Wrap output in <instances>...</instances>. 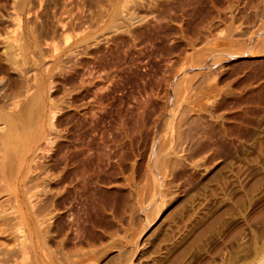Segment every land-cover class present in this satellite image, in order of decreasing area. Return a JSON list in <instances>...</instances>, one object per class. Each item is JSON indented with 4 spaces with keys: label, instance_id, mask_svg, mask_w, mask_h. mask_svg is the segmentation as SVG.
<instances>
[{
    "label": "rangeland",
    "instance_id": "obj_1",
    "mask_svg": "<svg viewBox=\"0 0 264 264\" xmlns=\"http://www.w3.org/2000/svg\"><path fill=\"white\" fill-rule=\"evenodd\" d=\"M15 1L0 0V36ZM29 3L23 28L42 51L24 67L66 107L52 160L64 176L43 236L52 255L21 261L264 264V0ZM4 58L0 43V93H14L23 80Z\"/></svg>",
    "mask_w": 264,
    "mask_h": 264
},
{
    "label": "bare ground",
    "instance_id": "obj_2",
    "mask_svg": "<svg viewBox=\"0 0 264 264\" xmlns=\"http://www.w3.org/2000/svg\"><path fill=\"white\" fill-rule=\"evenodd\" d=\"M29 5H30L29 0H16L14 2V10L12 11V15H11L14 16V21H15L13 22L14 27H12L11 30L5 33V35L0 36L1 39L0 43L2 44V48L5 53L4 61L7 60L9 63L8 67L12 66L13 68H15L14 71H16L17 69L16 71L17 74L19 72L23 80V85H21V87L16 92L0 93V95H3V97L4 96L7 97L6 101L4 99L5 102L3 101L4 103L0 105V121H1L0 122V264H26L24 260L23 261L21 260H22V256L26 254L29 255V252L32 255L33 254L44 255L50 258L52 252L45 250L43 246V236L49 230L51 224L53 223L54 225V223H56L58 215L60 214L58 212L59 211L58 205L60 198L62 196L61 191L59 190V187L55 188L52 185L57 183L59 185V183L63 181L64 174H62L60 171H58L60 173L54 172L53 170L54 163L52 162V160L54 161L53 156L55 153L56 154L58 153V150L61 147V141H59V139L64 140L63 138L57 139V136H59L60 134L56 136V132H58V130L55 131L57 129L56 121L58 120L59 112L62 110L61 106L63 104L61 105V103L63 102L61 103L58 102L60 101V99L55 100V98L54 99L51 98L47 93L49 91L47 87L49 86H47L48 80L46 73L43 74L41 73V71L38 73V71H35L34 69L30 71L29 68L27 69L24 67L27 61L29 62L31 60L33 61L36 60V59L34 60L35 57L33 58V56H35L36 54L35 49L40 50L39 48H37L39 45V40L34 33L35 31L34 32L32 31L34 27L33 28L31 27L32 29L23 28L24 24L29 25V23H32L33 21V18L31 19L30 18L31 16L29 17L27 15L34 11V10L31 11L33 9L32 8L33 6L30 5L31 6L30 7ZM66 22L68 23V21L66 20L63 24L65 25ZM64 42H68V38L64 39ZM79 42L80 41L77 42V46L80 45ZM63 44H68V43H63ZM82 45L83 44H81L80 46L82 47ZM56 46L57 44L55 45L53 44V46L51 47L54 50ZM71 46L73 45L69 44L68 46H66L65 51L67 49L68 51H70V49L72 50L73 48H71ZM77 46L76 45L73 46L76 47L73 49L75 52L78 51L80 47L79 46L77 48ZM58 48H60V46L57 47V49ZM40 51H42V49ZM52 52L53 54L50 52L51 55H55L54 53L57 51L55 52L52 51ZM63 54L65 55V53ZM64 55H62V57ZM48 57L50 56L48 55ZM35 62L36 63H34V65L37 64V61ZM0 63H1L0 65L1 68L2 66L6 67L5 66L6 63L3 62ZM57 65L59 66V64ZM8 72L10 73V71ZM180 88L181 87H179V85L176 86V89H180ZM181 89L185 90V88H181ZM2 90H3V86L0 87V92ZM188 90L189 89L187 88L186 91L188 92ZM187 95L189 96V94ZM189 98H191V96ZM181 99L182 98H180V100ZM63 107L66 109L64 105ZM186 117H184V119ZM180 119L181 120L178 119L180 121L179 124L182 121V117ZM58 124L60 125V121L58 122ZM195 140L196 142H194V139L192 142L197 143V141H199V139L197 140L196 138ZM186 141L188 143L190 142L191 145V140L190 141L186 140ZM176 144H177L176 146L180 145L178 143ZM158 145L159 144H157V146ZM183 145H184L183 149H186L187 148L186 146L188 144L187 145L183 144ZM183 145H180L179 147L182 148ZM168 146H167V150H168ZM160 147L162 146L160 145L158 148ZM163 148H162L163 151H161V149H158L161 151L160 152L161 155L164 152V149H166ZM174 150H178V149L172 148V151ZM154 151L157 152V149ZM181 152L182 151L180 149V154H182ZM166 153L169 152L167 151ZM172 153L173 152H170V155ZM163 155L165 157V154ZM175 156L173 160L175 161L176 164L175 166L177 168L179 166L178 165L179 163L177 161L180 160H177L178 157L175 158ZM172 158L169 157L168 160ZM166 159L165 161H167ZM152 160L151 162L154 163L155 159L153 161ZM174 161L172 162L171 160L169 161L171 162L172 166L174 164L173 163ZM162 164L163 163L160 164V167L161 166L165 167V163L164 165ZM167 164L168 163H166V165ZM154 165L152 166L154 167ZM157 166L158 165H156V167ZM170 167L169 169L168 167H165V169L167 168L168 170H170L169 172H171L172 168ZM153 172L154 171H152L151 175L152 174L156 175V173ZM163 173H167V171L166 172L164 171ZM164 175L162 176L166 178L169 174H167L166 176ZM152 176L147 181H150V179L152 181ZM155 177L157 178V175ZM163 177L161 178V180L163 179ZM156 178L153 179L156 180ZM154 180L153 182H155ZM145 184L148 183H144L143 187L145 186ZM154 184L155 183H153L151 186H154ZM147 187L148 185H146V188ZM147 189L149 190L150 188ZM62 253H63L62 255H72V253L70 252H66V253L62 252ZM65 258L67 259V257ZM37 264H49V262H46L44 257H42V260L40 259L39 263Z\"/></svg>",
    "mask_w": 264,
    "mask_h": 264
}]
</instances>
